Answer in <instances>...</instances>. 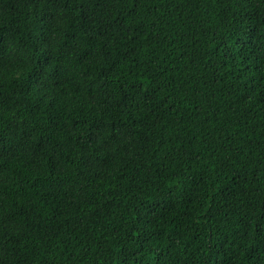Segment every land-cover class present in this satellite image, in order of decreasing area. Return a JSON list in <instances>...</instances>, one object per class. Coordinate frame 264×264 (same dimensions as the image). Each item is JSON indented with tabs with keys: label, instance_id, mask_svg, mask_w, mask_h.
Returning <instances> with one entry per match:
<instances>
[{
	"label": "trees",
	"instance_id": "1",
	"mask_svg": "<svg viewBox=\"0 0 264 264\" xmlns=\"http://www.w3.org/2000/svg\"><path fill=\"white\" fill-rule=\"evenodd\" d=\"M0 264H264V0H0Z\"/></svg>",
	"mask_w": 264,
	"mask_h": 264
},
{
	"label": "snow or ice",
	"instance_id": "2",
	"mask_svg": "<svg viewBox=\"0 0 264 264\" xmlns=\"http://www.w3.org/2000/svg\"><path fill=\"white\" fill-rule=\"evenodd\" d=\"M3 162V157H2V155H0V163H2Z\"/></svg>",
	"mask_w": 264,
	"mask_h": 264
}]
</instances>
